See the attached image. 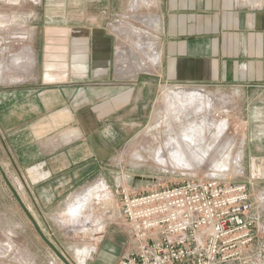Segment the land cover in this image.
<instances>
[{
	"label": "rangeland",
	"instance_id": "obj_1",
	"mask_svg": "<svg viewBox=\"0 0 264 264\" xmlns=\"http://www.w3.org/2000/svg\"><path fill=\"white\" fill-rule=\"evenodd\" d=\"M155 17L154 0H0V64L5 69L0 83H14L29 70H43L56 56L58 69L81 67L84 63L73 62L72 56L82 54L87 45L76 49L73 42L89 36L86 30L76 34L77 28H90L93 36L111 33L114 49L118 41L126 58L138 57L147 66L121 67L113 56L109 73L138 71L149 77L145 73L157 68V62L152 63L156 41L133 30L155 37L156 29L144 22H154ZM50 37L56 41L47 47ZM28 55L29 61L37 62H20ZM153 83L152 103L134 105L133 121L139 125L99 183H88L60 204L45 207L18 178L5 173L42 232L70 264H118L99 253L112 233L124 236L117 189L121 182L140 192L194 178L243 181L248 183L253 213L264 219V87L243 94L231 85ZM122 242L113 244L121 254L130 248ZM0 264H64L39 237L1 174Z\"/></svg>",
	"mask_w": 264,
	"mask_h": 264
},
{
	"label": "crops",
	"instance_id": "obj_2",
	"mask_svg": "<svg viewBox=\"0 0 264 264\" xmlns=\"http://www.w3.org/2000/svg\"><path fill=\"white\" fill-rule=\"evenodd\" d=\"M154 4L158 23L153 40L159 57L155 72L145 73L149 77L138 71L109 73L113 56L117 63L118 41L114 49L111 33L93 36L90 28H77L76 34L86 30L89 36L73 42L76 49L87 45L82 54L72 56L73 62L84 63L81 67L58 69L56 56L43 70L0 83V165L43 206L60 204L88 183L94 186L115 165L117 153L139 125L133 121L134 105L152 103L153 82L231 85L243 94L264 87V0ZM54 41L47 38L46 46ZM259 225L258 243H263L264 219ZM129 235L126 228L124 236L112 233L99 255L119 261L132 249ZM122 240V246L129 243L130 248L121 254L113 244Z\"/></svg>",
	"mask_w": 264,
	"mask_h": 264
},
{
	"label": "built area",
	"instance_id": "obj_3",
	"mask_svg": "<svg viewBox=\"0 0 264 264\" xmlns=\"http://www.w3.org/2000/svg\"><path fill=\"white\" fill-rule=\"evenodd\" d=\"M117 189L133 244L118 264H264L248 183L205 177Z\"/></svg>",
	"mask_w": 264,
	"mask_h": 264
},
{
	"label": "bare ground",
	"instance_id": "obj_4",
	"mask_svg": "<svg viewBox=\"0 0 264 264\" xmlns=\"http://www.w3.org/2000/svg\"><path fill=\"white\" fill-rule=\"evenodd\" d=\"M148 3V2H147ZM126 17V16H125ZM130 17V16H129ZM158 20L157 19H154V22L152 21V22H150V20H144V22L145 23H147V27L148 28H154L155 29V25H157V22ZM144 24V23H143ZM147 28V29H148ZM135 33H139V34H143L144 36H146V37H148V39L147 40H152L153 41V39H154V36H152L151 34H147V33H145L144 31H142V30H133ZM26 49V48H25ZM125 51V50H124ZM124 51H122V49H120L119 48V50H118V58H117V63L121 66V67H125V68H128L129 67V69H131V67H132V69H146V63H144L140 58H135V59H129V58H126V53H124ZM152 52H154V53H152V55L154 56L153 58H152V60H153V62L152 63H156L157 62V58L159 57V56H157V54H156V52L153 50ZM28 54H29V52H28ZM131 55V54H130ZM129 55V56H130ZM137 55V54H136ZM160 55V54H159ZM15 56V55H14ZM131 56H133V55H131ZM132 58V57H131ZM19 59V58H18ZM29 59V55L25 58L24 57V59H20L21 61L20 62H26V61H29L28 60ZM2 60V59H1ZM19 62V63H20ZM2 63V62H1ZM28 64L30 65V64H32V60L30 59V61L28 62ZM27 64V65H28ZM4 64H0V82L1 81H3V74H4V72H5V69H4V66H3ZM132 65V66H131ZM119 66V67H120ZM131 66V67H130ZM153 66V65H152ZM24 67V66H23ZM9 68V67H8ZM10 69V68H9ZM7 71V70H6ZM129 71V70H128ZM12 72V71H11ZM15 73V72H14ZM5 81V80H4ZM177 87V86H176ZM177 90H178V88H177ZM195 154H196V151H195ZM202 156L203 155H205L204 154V152L201 154ZM102 186V185H101ZM94 192V191H93ZM96 192V191H95ZM92 194V193H91ZM90 194V195H91ZM96 194V193H95ZM99 194V193H98ZM20 196V195H19ZM95 196V195H94ZM93 196V197H94ZM21 198V197H20ZM80 198V197H79ZM91 198V197H90ZM84 200V199H83ZM86 201V200H85ZM24 203V202H23ZM26 206V205H25ZM27 207V206H26ZM28 209V208H27ZM29 210V209H28Z\"/></svg>",
	"mask_w": 264,
	"mask_h": 264
},
{
	"label": "water",
	"instance_id": "obj_5",
	"mask_svg": "<svg viewBox=\"0 0 264 264\" xmlns=\"http://www.w3.org/2000/svg\"><path fill=\"white\" fill-rule=\"evenodd\" d=\"M0 174L5 182V184L7 185V187L9 188V190L11 191L12 195L14 196L15 200L17 201V203L19 204V206L21 207V209L23 210V212L25 213V215L28 217V219L31 221L35 231L37 232V234L39 235V237L43 240V242L54 252V254L64 263V264H70L66 258L62 255V253L58 250V248L45 236V234L42 232V230L40 229V227L38 226L35 218L33 217V215L30 213V211L27 209V207L25 206V204L23 203L22 199L20 198V196L18 195V193L16 192L15 188L13 187V185L11 184V182L9 181L8 177L6 176L2 166L0 165Z\"/></svg>",
	"mask_w": 264,
	"mask_h": 264
}]
</instances>
